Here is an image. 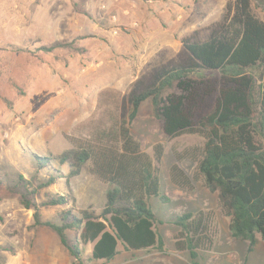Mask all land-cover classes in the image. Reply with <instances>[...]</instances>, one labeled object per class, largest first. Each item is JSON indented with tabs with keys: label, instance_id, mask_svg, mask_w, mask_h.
I'll return each instance as SVG.
<instances>
[{
	"label": "rangeland",
	"instance_id": "rangeland-1",
	"mask_svg": "<svg viewBox=\"0 0 264 264\" xmlns=\"http://www.w3.org/2000/svg\"><path fill=\"white\" fill-rule=\"evenodd\" d=\"M230 1L0 0V264H7L11 255L24 249L29 257L20 255L15 261L52 264L50 258L39 255L45 243L62 255L58 264H75L54 230L31 227L34 209H26L21 203V176L35 185L46 181L53 171L40 169L37 156L56 157L80 148L115 125L128 110L129 94L153 83L164 67L188 60L182 40L192 36L207 39ZM54 33L59 34V40L54 41ZM73 40L74 49H42L58 41ZM251 73L261 82L264 67ZM214 107L215 99H208L197 113L203 116ZM132 132L151 157L158 143L164 146L161 193L168 201L161 197L149 201L158 217L156 229L165 241V251H129L121 243L115 258L94 260L90 244L83 247L87 263L193 264L188 251L176 248L175 235L181 228L173 223L174 219L188 211L213 210L217 223L215 243L211 250L200 251L196 262L264 264L263 238L258 234L252 251L248 241L233 238L230 218L219 206L218 193L211 192L202 181L193 191H173L177 186L171 181L170 168L176 163V152L202 147L205 140L190 134L175 138L166 135L151 101L142 105ZM179 165L191 177L195 175L193 161L186 159ZM91 166L87 164L70 184L63 177L42 189L34 202L41 204L65 194L75 199L68 207L76 213L86 208L101 211L111 186L98 178ZM52 168L58 170L60 166L53 162ZM62 172L68 173L66 168ZM68 207H42V219L59 222L61 212ZM28 230L36 233L29 236ZM77 235L69 232L72 241Z\"/></svg>",
	"mask_w": 264,
	"mask_h": 264
},
{
	"label": "trees",
	"instance_id": "trees-1",
	"mask_svg": "<svg viewBox=\"0 0 264 264\" xmlns=\"http://www.w3.org/2000/svg\"><path fill=\"white\" fill-rule=\"evenodd\" d=\"M182 43L188 60L164 67L153 83L132 91L128 110L115 125L80 148L56 157L37 156L40 169L53 171L46 181L35 185L21 176V203L26 209H34L31 227L54 230L75 264H88L83 247L90 244L94 260L115 258L121 243L129 251H165V241L156 229L158 217L149 201L152 197L168 201L161 193L164 146L158 143L151 157L132 132L147 101H151L166 135L175 138L190 134L205 140L202 147L176 152V163L170 168L172 183L193 191L202 181L211 192L218 193L219 206L230 218L233 238L248 241L250 251L258 242V234L264 240V75L259 82L251 73L264 67V0H231L207 39L192 36ZM74 47L75 40L58 41L42 49L53 52ZM175 88L179 93L169 92ZM208 99H215V107L200 116L197 110ZM186 159L196 163L193 177L179 165ZM53 162L60 169L54 170ZM89 163L91 171L111 186L101 211L86 208L76 213L68 207L75 199L65 194L41 204L34 202L42 189L60 178L70 184ZM56 206L68 207L61 212L60 221H44L40 208ZM173 223L181 228L175 235L177 250L188 251L193 264H198L200 251L211 250L215 243V211H188L177 215ZM73 231L78 235L72 241L69 232Z\"/></svg>",
	"mask_w": 264,
	"mask_h": 264
},
{
	"label": "crops",
	"instance_id": "crops-1",
	"mask_svg": "<svg viewBox=\"0 0 264 264\" xmlns=\"http://www.w3.org/2000/svg\"><path fill=\"white\" fill-rule=\"evenodd\" d=\"M59 25H60V22H59V24H58V27H59ZM59 34H60V31H59ZM59 34H58V36H59ZM55 36H56V34L54 33V37H55ZM58 36L55 37L54 41L59 40V37H58ZM173 191H174V192H177V191H179V188L176 187V189H174ZM16 228H17V227H16ZM17 229H19V228H17ZM19 231H20V230H19ZM20 232H22V231H20ZM25 232H26V231H24V234H25ZM26 233H27V235L30 236V235H34V233H36V231H35V230H32V231H29V230H28V232H26ZM24 242H25V238H24ZM46 245H47V243L44 244V251H43V252H40L39 255L41 254L42 257L50 258L51 261H52V262H51L52 264H58V263H60V261H61V256H62V255H61L60 253H57L56 251H51L49 247H46ZM25 251H26V250L24 249V250H22L21 252H18L16 256L11 255L10 261L7 262V264H21V262L23 263V262H24L23 260L17 259V260L15 261V258L20 257V255H21L22 258L29 257L28 255L25 256ZM29 262H30V261H29V259H28L27 263L29 264Z\"/></svg>",
	"mask_w": 264,
	"mask_h": 264
}]
</instances>
